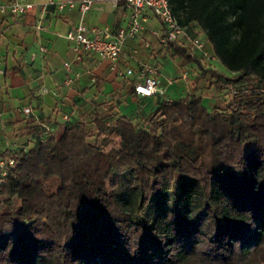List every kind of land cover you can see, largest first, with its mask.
Listing matches in <instances>:
<instances>
[{"label": "trees", "instance_id": "obj_1", "mask_svg": "<svg viewBox=\"0 0 264 264\" xmlns=\"http://www.w3.org/2000/svg\"><path fill=\"white\" fill-rule=\"evenodd\" d=\"M168 1L229 74L163 46L226 104L193 84L137 121L109 100L44 118L0 174V264H264V0Z\"/></svg>", "mask_w": 264, "mask_h": 264}, {"label": "crops", "instance_id": "obj_2", "mask_svg": "<svg viewBox=\"0 0 264 264\" xmlns=\"http://www.w3.org/2000/svg\"><path fill=\"white\" fill-rule=\"evenodd\" d=\"M6 1L0 0V4ZM34 1L36 5L20 15L0 10V160L31 145L36 139L38 124L44 118L60 120L64 114L72 119L87 118V110L93 103L101 107L109 100L116 104L115 109L132 113L137 121L140 112H149L163 97L185 95L193 84L203 100L204 86L215 88L209 74L195 81L200 72L195 62H183L181 56L171 54L159 42L152 31L161 30L162 23L149 9L144 12L141 37L126 38L116 59L121 70L129 66L137 68L144 62L158 66L160 90L152 95H141L131 89L134 76L118 74L110 68L108 59L93 53H83L79 60L73 58L64 33L79 20L76 8L56 11L50 5L41 11L37 3L46 0ZM83 19L90 25L115 30L127 25L128 9L122 1L116 4L109 0L95 1ZM188 32L201 38L204 49L212 55L211 44L201 31L195 27ZM174 43L189 45L184 35ZM41 45L46 47L44 51L40 50ZM190 47L201 57L198 49ZM212 57L217 67L219 61ZM201 59L205 62L203 57ZM65 60L70 63L69 69L63 66ZM68 76L70 82L65 81ZM23 105H29L28 115L20 111Z\"/></svg>", "mask_w": 264, "mask_h": 264}, {"label": "built area", "instance_id": "obj_3", "mask_svg": "<svg viewBox=\"0 0 264 264\" xmlns=\"http://www.w3.org/2000/svg\"><path fill=\"white\" fill-rule=\"evenodd\" d=\"M95 1L102 0H46L38 2L37 6L41 11H45L48 6H53L56 11H61L65 7H74L79 11L80 17L76 24L70 26L64 33V36L70 43L73 50V58L79 60L83 53H93L100 58H105L110 61V68L118 74L130 76L133 75L134 90L141 95H152L160 90L157 77L158 66L153 63H141L137 68L131 66L121 70L116 65V59L120 53L121 46L124 40L128 37H141L143 30V18L146 9H149L162 23V29H154L152 32L157 36L162 45L168 42L175 41L180 35H184L185 42L190 46L198 49L203 58L210 56L204 49V41L188 32L185 26H182L171 11L168 0H109L113 4L122 1L128 9V23L125 27H118L115 30H110L106 26H96L86 23L83 15L90 5ZM36 5L34 0H7L0 4L1 11H8L11 15H20ZM37 27H41L37 24ZM147 44V42H145ZM40 50L44 51L45 46H40ZM63 66L69 69L70 63L68 60L63 61ZM0 71L2 69L0 68ZM68 76L66 82H70ZM20 111L25 115L30 113L29 105L20 107ZM69 117L64 114L62 119ZM45 128L49 124L44 123ZM13 162L12 157L0 160V174H4L3 165Z\"/></svg>", "mask_w": 264, "mask_h": 264}, {"label": "rangeland", "instance_id": "obj_4", "mask_svg": "<svg viewBox=\"0 0 264 264\" xmlns=\"http://www.w3.org/2000/svg\"><path fill=\"white\" fill-rule=\"evenodd\" d=\"M205 59V64L215 67L216 69H219L220 71L229 74L228 69H226L220 62H218V66L214 64V58L212 55L207 56ZM210 83V82H208ZM237 87V86H235ZM205 90L203 92L204 94V103L207 105V107H211L213 105L218 107H223L226 104V101L228 97L231 96L233 92V86H230L229 84H225L224 87L220 89L213 88V86L207 87L204 86ZM132 114V113H131ZM89 140H92V137L88 138Z\"/></svg>", "mask_w": 264, "mask_h": 264}]
</instances>
